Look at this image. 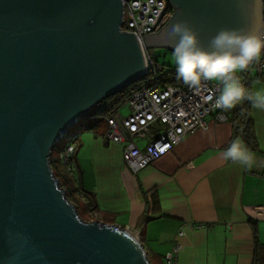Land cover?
I'll use <instances>...</instances> for the list:
<instances>
[{
    "label": "water",
    "instance_id": "obj_1",
    "mask_svg": "<svg viewBox=\"0 0 264 264\" xmlns=\"http://www.w3.org/2000/svg\"><path fill=\"white\" fill-rule=\"evenodd\" d=\"M124 0H0V264H152L135 230L86 222L51 166L101 100L149 74L147 50L186 19L205 47L264 0H167L157 33L123 31ZM264 30V29H262Z\"/></svg>",
    "mask_w": 264,
    "mask_h": 264
},
{
    "label": "crops",
    "instance_id": "obj_2",
    "mask_svg": "<svg viewBox=\"0 0 264 264\" xmlns=\"http://www.w3.org/2000/svg\"><path fill=\"white\" fill-rule=\"evenodd\" d=\"M246 105L225 110L223 122L207 116V128L136 173L124 161L123 144L103 138L105 119L77 132L75 174L95 195L94 220L135 230L152 264H167L176 243L178 264H255L256 236L264 245V110L249 102L257 141L252 148L234 122ZM236 137L255 154L251 169L222 158ZM134 139L141 148L151 141Z\"/></svg>",
    "mask_w": 264,
    "mask_h": 264
},
{
    "label": "built area",
    "instance_id": "obj_3",
    "mask_svg": "<svg viewBox=\"0 0 264 264\" xmlns=\"http://www.w3.org/2000/svg\"><path fill=\"white\" fill-rule=\"evenodd\" d=\"M123 4L121 29L135 33L143 44V35L159 32L174 12L167 0H124ZM147 61L151 82L133 92L126 102L131 108L128 114H121L118 108L105 117L107 128L103 134L106 141L123 144L124 161L135 173L173 150L188 134L207 128V116L213 115L220 122L227 120L225 110L213 106L219 94L216 82H206L199 93L187 85L164 87L160 80L167 68L155 61L149 52ZM238 75L246 85L257 79L264 82V56L258 65ZM209 96L213 99L209 100ZM135 137H147L151 141L141 148ZM76 149L75 142L66 143L58 153V159L71 174H75ZM179 248L176 243L166 254L167 264H178Z\"/></svg>",
    "mask_w": 264,
    "mask_h": 264
},
{
    "label": "clouds",
    "instance_id": "obj_4",
    "mask_svg": "<svg viewBox=\"0 0 264 264\" xmlns=\"http://www.w3.org/2000/svg\"><path fill=\"white\" fill-rule=\"evenodd\" d=\"M262 29L264 7L255 4L249 25L220 27L208 39L207 47L201 41L199 30L186 19L173 23L163 40L173 49L171 58L176 76L185 85L199 93L206 82L217 83L219 94L214 100L215 108L228 110L247 100L254 108L264 110V82L254 80L249 88L238 75L258 65L264 56ZM221 155L225 162L238 163L246 169L256 163L255 154L240 137L233 139Z\"/></svg>",
    "mask_w": 264,
    "mask_h": 264
},
{
    "label": "trees",
    "instance_id": "obj_5",
    "mask_svg": "<svg viewBox=\"0 0 264 264\" xmlns=\"http://www.w3.org/2000/svg\"><path fill=\"white\" fill-rule=\"evenodd\" d=\"M170 7L174 11V7L171 5ZM149 49L150 48H148V50ZM150 55L152 56L151 53ZM153 59L155 60L154 57ZM164 66L168 71H165V75H163L160 80V84L162 86L166 87L168 85H185L181 79L177 78L175 68H171L174 69L171 71V69H169L166 65ZM150 82V75H147L142 80L132 83L121 91L101 100L87 113L83 119H81L73 128H71L67 137L64 139V142L62 144H57L55 150L53 151V155L51 157V166L55 175L60 179L61 187L65 189L68 199L77 206L78 214L83 221H94V215L98 210L95 195L93 192L85 190L81 187L80 178L77 177L76 174H71L65 170L64 166L58 159V153L64 147V144L71 142L77 143V132H80L84 129L90 130L99 127L108 114L113 113V111L126 104L136 89ZM248 105L249 101H247V105L245 107L236 110L234 122L237 126V130L241 131L245 136L248 145H250L252 148H255L257 146V141L254 132L253 121L249 117ZM261 250H264V245L258 241V237L256 236L255 264H264V254L261 255Z\"/></svg>",
    "mask_w": 264,
    "mask_h": 264
},
{
    "label": "rangeland",
    "instance_id": "obj_6",
    "mask_svg": "<svg viewBox=\"0 0 264 264\" xmlns=\"http://www.w3.org/2000/svg\"><path fill=\"white\" fill-rule=\"evenodd\" d=\"M149 53L152 54V56L157 60L160 64L166 65L169 69L175 68V64L171 58V51H169L167 48L164 47H151L149 50H147ZM131 111L130 106L128 104H124L120 108V112L123 115L128 114ZM64 140L60 141V144H62Z\"/></svg>",
    "mask_w": 264,
    "mask_h": 264
},
{
    "label": "flooded vegetation",
    "instance_id": "obj_7",
    "mask_svg": "<svg viewBox=\"0 0 264 264\" xmlns=\"http://www.w3.org/2000/svg\"><path fill=\"white\" fill-rule=\"evenodd\" d=\"M155 34V33H154Z\"/></svg>",
    "mask_w": 264,
    "mask_h": 264
}]
</instances>
